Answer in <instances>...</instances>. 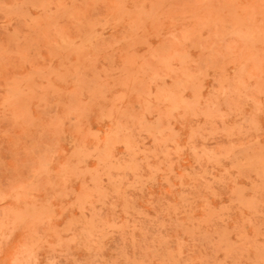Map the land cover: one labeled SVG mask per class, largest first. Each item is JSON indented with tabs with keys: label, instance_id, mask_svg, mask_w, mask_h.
<instances>
[{
	"label": "rangeland",
	"instance_id": "374dc122",
	"mask_svg": "<svg viewBox=\"0 0 264 264\" xmlns=\"http://www.w3.org/2000/svg\"><path fill=\"white\" fill-rule=\"evenodd\" d=\"M0 264H264V0H0Z\"/></svg>",
	"mask_w": 264,
	"mask_h": 264
}]
</instances>
